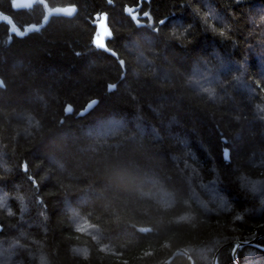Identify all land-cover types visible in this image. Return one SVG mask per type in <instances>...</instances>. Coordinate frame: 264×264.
<instances>
[{
	"label": "trees",
	"instance_id": "1",
	"mask_svg": "<svg viewBox=\"0 0 264 264\" xmlns=\"http://www.w3.org/2000/svg\"><path fill=\"white\" fill-rule=\"evenodd\" d=\"M0 225V264H264V0H0Z\"/></svg>",
	"mask_w": 264,
	"mask_h": 264
},
{
	"label": "water",
	"instance_id": "2",
	"mask_svg": "<svg viewBox=\"0 0 264 264\" xmlns=\"http://www.w3.org/2000/svg\"><path fill=\"white\" fill-rule=\"evenodd\" d=\"M36 1L42 2L43 0H13V5L15 8H29L31 7ZM132 8L128 7L127 12L131 13ZM75 12L74 6H65V7H54L51 9L46 8V17L49 18L50 15H65V16H71ZM94 24L96 25V29L100 37L95 40L94 45L97 49L103 50L113 56H115V53L112 52L108 46H107V40L111 36V28L108 25V22L104 18H98L94 21ZM121 65H123V62L121 59L117 60ZM120 77H123V73ZM116 83H112L108 86V91L113 89L115 87ZM96 104V99L89 100L83 108H81L77 112V116L85 115L87 112H89L93 106ZM73 112V106L69 103H67L64 106V114H71ZM1 230V225H0ZM264 234V233H263ZM262 234L257 235L253 239L249 240H234V246L232 249V255L235 261L237 262L236 253L238 248L244 246V245H255L258 247H261L260 245L255 243V240L258 239ZM177 253H184L186 255L187 264H192V259L188 253H186L184 250L179 249L174 251L170 257H168L162 264H168L171 259L177 254ZM218 250L215 252L213 257V263L216 264V258H217Z\"/></svg>",
	"mask_w": 264,
	"mask_h": 264
},
{
	"label": "flooded vegetation",
	"instance_id": "3",
	"mask_svg": "<svg viewBox=\"0 0 264 264\" xmlns=\"http://www.w3.org/2000/svg\"><path fill=\"white\" fill-rule=\"evenodd\" d=\"M41 3H43V1L41 2ZM46 8H47V6L46 5H44V9H45V14H46ZM126 8H128V7H126ZM131 8H132V10H131V13L132 12H134L135 10H136V8L135 7H133V6H131ZM49 9V8H48ZM101 18V17H100ZM103 18V17H102ZM99 35V34H98ZM98 37H100V35L98 36Z\"/></svg>",
	"mask_w": 264,
	"mask_h": 264
},
{
	"label": "rangeland",
	"instance_id": "4",
	"mask_svg": "<svg viewBox=\"0 0 264 264\" xmlns=\"http://www.w3.org/2000/svg\"><path fill=\"white\" fill-rule=\"evenodd\" d=\"M135 12H136V11H134V13H135ZM98 36H99V35H97V37H96L97 39L99 38Z\"/></svg>",
	"mask_w": 264,
	"mask_h": 264
}]
</instances>
